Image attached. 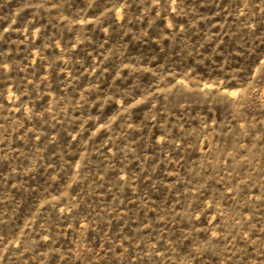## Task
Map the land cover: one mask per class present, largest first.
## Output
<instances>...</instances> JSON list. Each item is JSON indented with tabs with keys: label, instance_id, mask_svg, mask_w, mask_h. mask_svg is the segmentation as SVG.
Wrapping results in <instances>:
<instances>
[{
	"label": "rangeland",
	"instance_id": "rangeland-1",
	"mask_svg": "<svg viewBox=\"0 0 264 264\" xmlns=\"http://www.w3.org/2000/svg\"><path fill=\"white\" fill-rule=\"evenodd\" d=\"M0 264H264V0H0Z\"/></svg>",
	"mask_w": 264,
	"mask_h": 264
}]
</instances>
